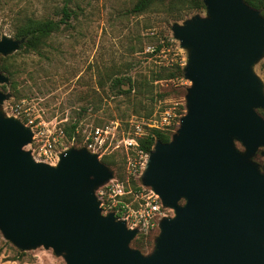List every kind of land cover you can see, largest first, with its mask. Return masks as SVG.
Here are the masks:
<instances>
[{"label":"water","instance_id":"95a60500","mask_svg":"<svg viewBox=\"0 0 264 264\" xmlns=\"http://www.w3.org/2000/svg\"><path fill=\"white\" fill-rule=\"evenodd\" d=\"M207 16L174 23L189 50L186 113L170 141H156L141 176L173 216L160 221L154 250L131 246L139 229L105 213L97 189L113 172L87 147L51 165L37 161L34 133L1 105L0 230L22 250L44 245L66 264H264V15L247 0H203ZM26 37L2 36L0 57ZM9 76L0 71V83ZM240 142L244 150H240ZM264 155V151H263Z\"/></svg>","mask_w":264,"mask_h":264},{"label":"rangeland","instance_id":"374dc122","mask_svg":"<svg viewBox=\"0 0 264 264\" xmlns=\"http://www.w3.org/2000/svg\"><path fill=\"white\" fill-rule=\"evenodd\" d=\"M137 1L0 0V39L16 38L18 28L30 17L59 20L64 16V7L72 13L68 24L47 37L39 51L21 48L12 53L9 63L16 70L15 85L9 81L4 83L5 87L0 86V91L10 95L1 105L4 114L25 122L35 119L51 129L65 131L77 123L72 137L66 131L68 148L82 147L93 129L107 125L114 128L115 121L120 123L116 138H122L128 133L131 119L148 114L149 118L159 119L166 109H172L179 120L187 110L186 94L191 82L185 77L167 75L179 63L186 66L189 50L174 37L172 26L195 15L207 16V10L184 9L181 17H175L180 3L161 0L143 13L130 12ZM253 69L264 83V54ZM116 77L124 78L119 86L113 84ZM130 81L134 84L132 89ZM259 111L264 116V109ZM179 126L180 120L172 130L176 132ZM109 144V150L100 157L115 160V164H107L113 172L107 183H119L127 191H138L145 169L141 163L149 153L119 148L116 139H110ZM236 145L244 150L240 142ZM24 149H31L30 144ZM263 151L260 148L255 156L261 166ZM131 161L138 164V175L134 174ZM126 199L131 201L133 196ZM141 234L144 241L152 240V245L137 248L132 241L131 246L148 255L154 250L160 228L139 232L136 238ZM0 264L66 262L44 245L22 250L0 230Z\"/></svg>","mask_w":264,"mask_h":264},{"label":"built area","instance_id":"2783aa9c","mask_svg":"<svg viewBox=\"0 0 264 264\" xmlns=\"http://www.w3.org/2000/svg\"><path fill=\"white\" fill-rule=\"evenodd\" d=\"M25 125L31 127L34 136L30 144V150L37 161H43L51 165H57L60 161L61 154L68 149L66 144L67 134L64 129H51L46 123H37L35 119L22 121ZM114 128L111 125L105 127H96L90 132L85 144L91 152L97 153L99 157L107 152L110 139L117 140L119 148L126 150L141 148V139L149 135L154 129L169 130L179 123L178 115L172 109H166L160 118H135L129 122L127 135L122 138H116L117 128L120 126L119 121L114 122ZM148 157V156H147ZM148 159V158H147ZM147 159L141 163V168H145ZM135 175H138V164L130 162ZM142 173V171H141ZM101 198L103 212H115L120 218L125 219L131 228L139 229V232H152L160 228V221L163 217L173 215L172 208L165 207L161 198L150 187L142 185V188L136 192L127 191L119 183H107L98 191ZM127 196H133L131 201H127Z\"/></svg>","mask_w":264,"mask_h":264},{"label":"trees","instance_id":"16d2710c","mask_svg":"<svg viewBox=\"0 0 264 264\" xmlns=\"http://www.w3.org/2000/svg\"><path fill=\"white\" fill-rule=\"evenodd\" d=\"M161 0H138L134 6L130 9V12L133 13H143L147 11L154 3ZM180 3V8L176 10L175 17H181V13L184 9H206V5L203 0H177ZM247 2L252 5L253 7L260 9L262 14L264 15V0H247ZM64 16L59 19L55 20L52 18L48 19H37L30 17L26 19V21L18 28L16 33V38L21 39L22 37H26V41L22 44L21 48H25L26 50H36L39 51L42 45L45 43L46 38L52 35L53 33L59 31L64 24H68L69 19L72 16L71 11L67 8H63ZM20 48V49H21ZM14 54H10L7 56L0 57V71L9 75L10 83L15 85V74L16 70L10 65L9 60L13 58ZM168 78H184V65L179 63L176 66L175 71L169 73ZM123 77H116L114 79V86H119L123 83ZM131 89L133 88V83L130 81ZM0 86H6L3 84ZM123 90V89H122ZM126 90H123L125 92ZM184 111L182 112V115ZM263 114V113H262ZM150 114L146 116L149 118ZM181 117H179V120ZM77 127V123H73L69 127H66V131L70 137H72L75 133ZM174 130H159L154 129L149 135L145 138L141 139V148L150 153L153 149L156 141L161 140L164 142L170 141L172 135L174 134ZM101 159V158H100ZM102 162L105 164H115V160H107L102 158ZM142 188V186H141ZM140 188V189H141ZM120 217V215H118ZM137 237L133 240L134 245L137 248H147L148 246L152 245V240L144 241V237Z\"/></svg>","mask_w":264,"mask_h":264}]
</instances>
